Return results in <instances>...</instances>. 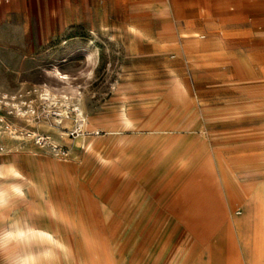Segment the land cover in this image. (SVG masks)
<instances>
[{
  "label": "rangeland",
  "instance_id": "1",
  "mask_svg": "<svg viewBox=\"0 0 264 264\" xmlns=\"http://www.w3.org/2000/svg\"><path fill=\"white\" fill-rule=\"evenodd\" d=\"M166 1L173 28L162 25L161 13L133 7L130 0H91L88 18L74 13L73 28L50 29L49 43L25 46L21 58L28 68L21 75H0V164L14 160L25 170L26 159L34 156L44 178L35 185L12 171L1 186L11 201L0 212L11 221L30 206L44 209L43 202L52 201L66 220L53 223L59 244L42 248V264H258L261 189H248L243 201L228 195L225 168L218 156L215 166V153L233 146L231 137L219 142L216 134L261 128L264 108L248 109L254 114L244 120L226 119L224 110H231L219 107L238 98L237 91L200 75L195 48L229 38L232 44L217 47L248 53L259 76L247 85L256 86L261 68L264 75V45L255 33L242 36L246 45L234 39L247 25L252 31L248 22L258 14H198V0ZM130 25L142 34L130 33ZM170 31L173 42L164 39ZM1 67L0 61V73ZM124 105L130 126L120 116ZM84 137L96 140L89 152L79 142ZM249 141L247 147L224 149L226 161L261 156V134L251 133ZM256 179L261 182V175ZM243 236L251 243L250 260ZM0 264H24L5 235Z\"/></svg>",
  "mask_w": 264,
  "mask_h": 264
},
{
  "label": "crops",
  "instance_id": "2",
  "mask_svg": "<svg viewBox=\"0 0 264 264\" xmlns=\"http://www.w3.org/2000/svg\"><path fill=\"white\" fill-rule=\"evenodd\" d=\"M97 1L100 3L104 2V0ZM130 1L133 7H146L145 11L151 13L156 12L157 14L161 13L162 16H164L162 17V25L167 28H173L172 20L167 15L169 10L166 0H146L144 2H137L136 0ZM90 2L91 0H0V61L3 62L0 75L5 74L3 71L10 70L21 75L28 68L27 62L21 58L26 52L25 46L49 43L51 37L48 36V30L50 29L73 28L74 13L81 12L85 13V16H87L90 12ZM78 6L79 8H76ZM195 7L198 14L201 12L216 13L234 10L236 12L257 13L256 19L248 22V24H251L252 31H249V28H247L249 25H247L245 31L243 32L242 30L239 33V37L235 38L234 41H236L238 45H246L248 41L244 40L242 36L255 33L259 42L264 45V0H258L255 4L251 0H198L195 3ZM129 32L134 35L142 34L141 30L133 25H130ZM172 33L173 31H170L164 39L173 42L174 35ZM202 38H204V36ZM231 41L232 40L229 38H212L211 42L208 44L202 42L197 43L195 45V48H197L196 51H198L196 56L200 58L199 61L201 62L200 75H208L212 78L221 79L217 81V84L222 85L221 88L237 91L235 94H238V98L225 100V105L219 107L223 110H231L229 112L224 110L225 113H227L225 115L226 119L244 120L249 118L251 114H254V112H248V109L254 111L252 108H264V75L263 69L261 68V80H257L256 86L247 85L249 84L248 82H250L249 80H254L250 78L259 76V71L253 69L248 53L239 51L231 53L228 52L229 48L221 49L217 47L218 45H230L232 44ZM91 44L94 43L91 42ZM206 45L216 47L207 48ZM3 46L12 47L5 50ZM97 52L98 49H95V54ZM88 55L92 56L91 54ZM215 58L220 64V67L215 66L217 65V62L214 64ZM261 60H264L263 54H261ZM207 61H209V64ZM57 71L59 70H54L56 74ZM214 91H218V89ZM14 105L24 117L28 114L29 111H25L21 105ZM127 115V106H121L120 116L124 121L123 123L126 126H130L134 122ZM180 123L181 122H179V124ZM251 133L261 134V141H263L264 124L261 123V128L252 132L216 134V136L221 137L218 140L219 142L222 141V137H231L233 146L228 147L231 149L250 146L249 140ZM79 142L84 145V150L89 152V150L94 147L96 140H89V138L84 137L81 138ZM98 144V147H100L101 143ZM228 148L217 149L215 153V166L218 167L216 162V157L218 156L222 160L225 168L224 171L222 170V183L225 190H227V194L235 195L243 201L249 198L248 189H261V229L256 230L254 239L256 241L258 240V249L261 253L258 264H264V151H262L264 144H261V156L257 158L248 157L244 160L231 162L226 161L222 155V151ZM37 159L38 158L34 156H29L26 159L25 171H23L21 167H17L19 165H17L14 160L2 162L0 164V197H2L0 201V210L11 201V192L8 190L7 194H4L3 192L5 190L1 189L6 176L10 175L12 172L10 169L11 167L16 169V171H14L15 173L27 177L31 184L41 185L44 182L42 167L39 165ZM215 166L212 164L206 165L209 170L211 168L215 170ZM223 173H225V177L227 178L226 183L223 180ZM238 173L243 175L242 180H239ZM260 175L261 182L256 179ZM214 182H216V184L218 183L217 177L214 179ZM35 194L37 196L40 195L37 190ZM41 203L40 201L38 204ZM43 203L46 206L44 209L40 207L36 209L30 206L25 213L19 214L11 221H7L8 214L6 212H0V235L6 236L10 226L19 230L20 225L24 223V221L32 222L33 220L39 221L40 230H49V233L50 231L51 233L53 231H58V228L54 227L53 223L66 221L65 218L52 207L54 206V202L46 201ZM258 208L259 206L256 210H258ZM260 239L261 243L259 241ZM242 248L244 250L243 246Z\"/></svg>",
  "mask_w": 264,
  "mask_h": 264
},
{
  "label": "bare ground",
  "instance_id": "3",
  "mask_svg": "<svg viewBox=\"0 0 264 264\" xmlns=\"http://www.w3.org/2000/svg\"><path fill=\"white\" fill-rule=\"evenodd\" d=\"M133 31V30H132ZM57 74L62 79H68V76L57 71ZM78 111V110H77ZM30 136H37L35 132H31ZM19 167V166H17ZM12 171H16L15 168H10ZM18 169V168H17ZM25 171V170H23ZM260 195V194H259ZM2 197H0L1 201ZM260 215V214H259ZM39 221L33 220L32 222L24 221L20 225V229L16 230L14 227L10 226L7 230L6 237L13 239L15 245L20 253L24 264H42V259L39 256V252L45 245L59 244V234L57 231L50 233L45 230H40ZM55 233V234H54ZM247 236V235H246ZM243 236V246L248 248L247 258L250 260V248L251 243L248 238ZM59 254V253H58ZM258 258V257H257ZM57 264V263H52Z\"/></svg>",
  "mask_w": 264,
  "mask_h": 264
}]
</instances>
